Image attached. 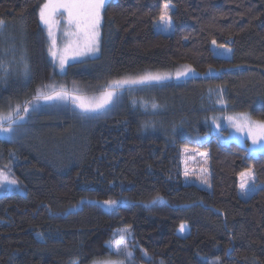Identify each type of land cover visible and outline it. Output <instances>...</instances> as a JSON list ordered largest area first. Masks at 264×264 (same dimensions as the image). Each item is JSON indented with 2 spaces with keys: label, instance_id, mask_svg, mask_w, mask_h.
I'll list each match as a JSON object with an SVG mask.
<instances>
[{
  "label": "trees",
  "instance_id": "obj_1",
  "mask_svg": "<svg viewBox=\"0 0 264 264\" xmlns=\"http://www.w3.org/2000/svg\"><path fill=\"white\" fill-rule=\"evenodd\" d=\"M45 2L0 0L3 29L21 34L29 58L27 75L13 63L0 84L1 114L33 101L51 78L60 83L54 91L63 84L97 96L126 74L187 64L200 75L127 87L113 114L89 121L37 111L30 116L33 127L43 126L42 141L0 137V167L20 186L0 191V264H89L109 254L108 242L126 227L145 264H213L216 257L264 264V149L224 143L203 120L229 112L264 120V0H108L99 55L70 63L63 75L39 20ZM167 3L174 5L170 34L153 29ZM5 40L0 29V53ZM216 45L231 57L216 55ZM210 69L216 72L204 75ZM196 131L209 139L199 144ZM184 146L209 151L211 188L184 181ZM249 167L261 185L244 199L239 175ZM185 223L190 232L182 235Z\"/></svg>",
  "mask_w": 264,
  "mask_h": 264
},
{
  "label": "rangeland",
  "instance_id": "obj_2",
  "mask_svg": "<svg viewBox=\"0 0 264 264\" xmlns=\"http://www.w3.org/2000/svg\"><path fill=\"white\" fill-rule=\"evenodd\" d=\"M108 1V0H107ZM171 6H173L170 9V13L172 12V10L174 9V5L167 3ZM66 15V14H65ZM57 20L60 21L58 26H54L53 27V35L55 37V51L57 52V56L54 58L50 52V56L55 64V69L56 72L60 75H63L66 72V69L68 67V65L72 62H76V61H81V60H85V59H89V58H93L96 57L97 55H99V52L95 53L94 55H87V56H75L73 57L71 55V52L68 53V60L67 63L64 65V69L61 70L60 68V64H59V58L62 54H64V49L67 45H69V43H74L77 40L76 36H68L66 35V32L68 31H74V29H69L68 25L66 23V20L64 18V16L58 15L56 17ZM158 19H156L153 23V29L156 32H163V33H167L170 34L173 32V28L170 31H162L160 29V26L158 25ZM102 24V23H101ZM5 28V26H4ZM46 31H47V37H48V49L52 46V38L49 37L48 35V29L45 26ZM2 33L4 34L5 37V42H4V49L2 51V53H0V65H2V67H0V84L1 83H5L7 81L8 78V74L10 71V66L14 63L15 65H17L18 68L21 69L22 73H24V62H26L28 64V68H29V58L25 49V46L23 44V39L21 36L18 35L16 37V35L14 34V32H12L11 27L9 29V32H5V30L2 28ZM100 43H101V28H100ZM8 50H7V49ZM215 49V54L216 55H221V56H226L227 53L230 52L229 57H231V51H227V48L225 47H220L218 45L214 46ZM6 51V52H4ZM8 52V53H7ZM185 68H190L191 71H189L186 75L181 76L179 78H177L176 76V72L177 71H184ZM216 69H210L209 71H207L204 75H208V74H212L215 73ZM146 73H153V74H167L169 78L161 80V81H167V80H178V81H183L186 79H189L191 77L200 75V72H198L196 69H194L192 66L184 64L181 65L179 67H176L174 69H170V70H149L140 74H126L123 76H120L118 78L113 79L112 81L115 80H121L124 78H134V77H138V76H142ZM111 81V82H112ZM110 82V83H111ZM156 82V81H154ZM151 82V83H154ZM160 82V81H158ZM60 83L58 80H56L55 78H51L50 80L47 81V83L45 85H42L39 92H44V93H48L51 94L54 89L56 88H60L59 87ZM61 88H63V84H61ZM131 86H136V85H125L122 89L118 90L117 93V98L116 100L118 101L120 95H122V90L127 88V87H131ZM66 89V88H63ZM72 90L77 91L78 88L74 87L71 88ZM69 91V90H67ZM74 94V93H73ZM77 96H79V94H75ZM82 96H86V95H82ZM100 95H87L86 97H99ZM116 100L115 102L108 106L105 110H103L100 113H96V114H88V115H81L80 109L78 107L75 106V104L72 102L71 99L68 100H64V101H44V100H39L38 102L34 99L33 101H31V103L33 105H35L36 103H39V107L36 108L35 110H32L30 108L28 113H24L23 112V107L28 104H22L19 105V107H17L16 109H11L12 111H9L8 113H0V115H4L7 116L9 114H11L12 119L13 120H17L18 117H24V119L22 121H18L17 124L14 125V128L16 129V131L14 133L11 134V138H9V134H4V133H0V137L1 138H6V139H20L21 136H25L26 139L29 136V139H34L35 141H42V139H45V136L43 135V129H42V124H35V126L33 127L32 123L34 121H36V117H32L30 116L31 114L35 113V112H40L41 111H46V112H65V113H69L75 117H79L82 118L83 121H89V117L90 116H103V115H111L113 114V112L116 109ZM241 114L246 115L250 120L252 121H264V120H257L255 118L252 117V115L250 113L247 112H232V113H220V114H216L213 116H210L209 118H204V122L209 123L210 126V131L216 133L219 136V139L224 142V143H229L231 141H237L239 143H245L246 140L249 142L250 144V149H256L255 151H258V149L260 148L259 145H253L251 139L248 137V133L247 131H237L236 127L234 126L233 122H230L228 117H233V118H239L241 116ZM38 120V119H37ZM28 122V123H25ZM5 127H7V124L5 123L4 125ZM82 127H87L86 125H83ZM175 134V133H174ZM182 134L183 135H189V131L184 129L182 130ZM194 136L193 139H197L199 144H202L205 142V139H209L210 134H206V135H198V132L196 131L193 135ZM206 136V137H203ZM50 141V140H49ZM264 143V142H262ZM49 145L53 146L55 148V146H59L58 143L55 140H52L49 142ZM50 146V147H51ZM56 151H58V149H55ZM206 153L207 155H202ZM181 160H182V173L184 176V181L186 183H192V184H196V185H200L203 186L205 188H211L212 185V175H211V168H210V155H209V151L207 149L198 147V146H184L182 149V154H181ZM0 171H2L4 173V176H6L8 178V180H17L16 177L13 176V174L11 173V169L9 167H0ZM245 171V170H244ZM243 171V172H244ZM185 172L188 173V175H185ZM206 178L208 180V184H204L202 183V179ZM18 181V180H17ZM241 176L239 175V196L246 199L249 198L261 185V183H258L257 179H256V175L254 178V182H255V191H252L251 188L248 189L249 191V195L245 196L241 194V190H240V184H241ZM252 181H249V184L251 185ZM19 183H17L16 185H11L8 184L7 181L4 182V184L2 186H0V191L4 190V189H19ZM185 228L183 232H180V234L182 235H186L190 232V228L188 227V224H184ZM123 229H128L129 231L126 232L125 234L121 235V233L118 230H123ZM115 232V235L113 236V238L108 242L109 247H110V253L105 255V256H101L98 257L94 260H92L89 264H93V261L95 260H104V259H108L111 258L113 260L115 259H124V256H118L115 253V241H122V243L127 244L133 251V258L128 261L126 260L125 264H145V262H141L138 261V259L135 257V248L132 246V233H131V229L129 227L126 228H122V229H118ZM143 257L146 260L150 259V256L144 255L143 252ZM161 262H163V264H166L165 260H160V264Z\"/></svg>",
  "mask_w": 264,
  "mask_h": 264
},
{
  "label": "snow or ice",
  "instance_id": "obj_3",
  "mask_svg": "<svg viewBox=\"0 0 264 264\" xmlns=\"http://www.w3.org/2000/svg\"><path fill=\"white\" fill-rule=\"evenodd\" d=\"M106 3L107 0H46V2L40 6L39 20L47 27L48 35L52 38V46L49 48V52L54 58L57 56V52L54 50L56 41L53 35V27L58 26L60 23V21L56 19L58 15L64 16L69 29H74V31L66 32V35L77 37L76 42L69 43V45L65 47L64 54L59 58L61 70L64 69V65L67 63L69 52H71L73 57L94 55L99 52L100 28ZM172 7L173 6L169 4H165L160 12L157 23L162 31H170L173 28V17L170 13ZM4 26L5 21L0 18V29ZM213 44H215V41H213ZM227 51H231V49H227ZM0 67H2V65H0ZM189 71H191L190 68H185L184 71H177L176 76L179 78L186 75ZM27 72L28 64L24 62L25 75H27ZM167 78H169L167 74L146 73L134 78L129 77L112 81L108 87L101 92L99 97L77 96L62 88L60 91H53L51 94L38 92L35 100L38 102L41 99L44 101H64L71 99L75 106L80 109L81 115L86 116L88 114L100 113L108 106L112 105L117 98L118 90L122 89L125 85L150 84L151 82H158ZM220 102L223 103V101ZM39 106V103L33 105L29 102L22 110L24 113H28L30 108L35 110ZM153 107H156V105L153 104ZM23 119L24 117H18L17 120H13L11 114L7 116L0 115V133L9 134V138H11V134L16 131L14 125ZM228 119L230 122H233L237 131H247L248 137L251 139L253 145H259L261 149H264V143H262L264 142V121H252L243 114H241L238 119L233 117H228ZM5 123L7 127L4 126ZM253 150L255 151L256 149ZM202 155L207 154L204 153ZM185 175L187 176L188 173L185 172ZM240 176L242 181L240 184L241 194L248 196L249 188L255 191L254 169L249 167L244 172H241ZM5 181L11 185H16L18 183L15 179L9 181L8 178L4 176V173L0 171V186H2ZM249 181H252L251 185ZM202 183L208 184L209 182L204 178L202 179ZM152 203H155V200L152 201ZM104 204L111 207L117 205L118 201L105 200ZM184 228L185 225L181 224L180 231L183 232ZM118 231L123 235L129 230L123 229ZM114 244L115 253L118 256H124V259L113 260L108 258L104 260H95L93 264H125L126 260L130 261L133 258V251L127 244L122 243V241H115ZM142 251L146 256L147 252L144 250ZM75 264H79V261L77 260ZM161 264H163V262H161ZM213 264H221L220 258L216 257Z\"/></svg>",
  "mask_w": 264,
  "mask_h": 264
}]
</instances>
